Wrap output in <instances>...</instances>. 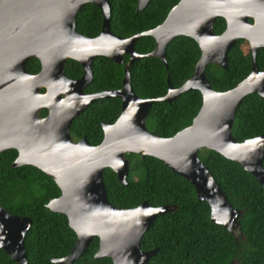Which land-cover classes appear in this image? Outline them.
Returning <instances> with one entry per match:
<instances>
[{
    "label": "water",
    "instance_id": "95a60500",
    "mask_svg": "<svg viewBox=\"0 0 264 264\" xmlns=\"http://www.w3.org/2000/svg\"><path fill=\"white\" fill-rule=\"evenodd\" d=\"M150 1L138 0L136 11L144 10ZM88 3L102 13L100 33L93 38L75 28L77 13ZM110 16L109 0H0V154L15 150L12 168L32 166L55 182L60 195L46 208L64 215L76 236L70 253L51 262L74 263L94 237L99 240L95 260L106 257L112 264H148L156 255L158 248L141 249V239L158 216L176 207H152L143 202L121 209L109 202L103 171L110 169L126 186L127 154L160 160L194 187L199 202L208 204L211 222L243 239L242 211L230 205L198 151H213L235 162L253 175L264 191V134L239 142L231 133L242 100L250 94L264 100V72L256 63L257 51L264 48V0H179L160 25L128 38L110 31ZM218 18L226 23L220 35L213 30ZM143 36L155 41L148 54L134 49ZM179 36L194 40L200 50L192 76L179 88H173L167 77L163 97L137 96L129 68L148 57L161 60L167 68L166 48ZM241 39L249 45L250 73L228 91L213 90L206 67L227 70L228 52ZM101 56L118 65L124 63V56L129 57L122 86L86 94L84 90L93 79L92 63ZM31 58L40 63L36 74L26 69ZM68 60L81 65L80 78L66 76ZM192 90L200 92L202 103L191 124L171 137L152 134L146 119L153 103L171 104ZM107 98L120 99L121 112L114 123L102 124V141L96 146L85 137L74 141L70 133L73 119L97 100ZM42 110L47 111L45 117L40 116ZM31 226L30 218L0 206V249L16 264L27 263L24 240Z\"/></svg>",
    "mask_w": 264,
    "mask_h": 264
},
{
    "label": "trees",
    "instance_id": "16d2710c",
    "mask_svg": "<svg viewBox=\"0 0 264 264\" xmlns=\"http://www.w3.org/2000/svg\"><path fill=\"white\" fill-rule=\"evenodd\" d=\"M138 0H109L111 5L110 31L121 38L151 30L160 25L179 0H151L142 11H136ZM102 26V13L92 4H85L75 17V28L85 37H96ZM226 28L224 19L218 18L213 30L220 35ZM155 47L150 36L137 40L134 49L138 54H148ZM200 57L196 42L188 37L173 39L166 48L167 68L153 57L137 60L130 68L131 87L141 98H159L167 93L169 78L173 88L182 86L193 74ZM227 70L208 65L205 75L210 87L218 92L228 91L244 80L251 71V53L245 40H237L228 52ZM105 57L92 63L93 79L85 88L86 94L120 89L124 66ZM259 70L264 72V48L256 54ZM31 74L40 70L37 59L27 61ZM64 72L70 79L83 75L81 65L68 60ZM43 92V90H42ZM202 103L200 92L188 91L171 104L155 102L146 120L159 137H171L191 124ZM121 112L118 98L100 99L75 117L70 125L71 137L78 141L85 137L93 145L103 139L102 124L115 122ZM46 110L40 112L45 117ZM231 133L243 142L264 134V100L256 95L246 96L235 113ZM17 156L15 150L0 154V206L20 217L32 220L25 236L26 264H54L52 259L66 257L76 242L67 218L51 212L47 203L59 197L55 182L32 166L12 168ZM198 157L212 173L230 205L242 211L240 226L243 239L229 233L223 226L210 221V208L199 202L194 187L184 178L172 173L160 160L136 154H127L130 169L127 185H122L110 169L103 171V180L109 202L121 209L138 207L147 202L152 207L171 205L176 210L157 217L141 239V249L158 248L148 264H264V191L255 177L238 164L220 154L199 150ZM264 167V159H263ZM139 179L132 181L131 174ZM99 240L92 238L83 255L72 264H112L109 258L94 259ZM0 264H16L0 249Z\"/></svg>",
    "mask_w": 264,
    "mask_h": 264
},
{
    "label": "rangeland",
    "instance_id": "374dc122",
    "mask_svg": "<svg viewBox=\"0 0 264 264\" xmlns=\"http://www.w3.org/2000/svg\"><path fill=\"white\" fill-rule=\"evenodd\" d=\"M146 120H147V119H146ZM146 126H147V124H146ZM148 128H149L150 130H152L151 122H148ZM130 179H131L132 181H136V180L139 179V176H137L135 173H133V174H131Z\"/></svg>",
    "mask_w": 264,
    "mask_h": 264
}]
</instances>
